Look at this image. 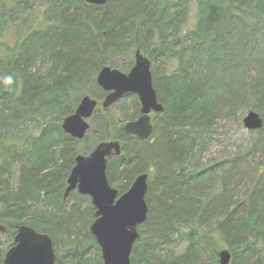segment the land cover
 Returning a JSON list of instances; mask_svg holds the SVG:
<instances>
[{"label":"trees","instance_id":"trees-1","mask_svg":"<svg viewBox=\"0 0 264 264\" xmlns=\"http://www.w3.org/2000/svg\"><path fill=\"white\" fill-rule=\"evenodd\" d=\"M170 10L168 0H108L103 7L84 0H0V224L10 237L5 249L0 244V263L17 228L27 225L53 239L56 264H101L89 228L81 239L73 232L76 221L87 226V215L77 205L65 212L67 200L84 199L73 192L63 201L62 195L74 158L87 149L81 147L85 137L70 138L61 122L81 97L105 96L95 83L101 68L114 69L115 59L139 51L150 64L162 59L150 70L163 112L151 137L141 142L125 135L123 124L103 110L96 144L118 140L121 145V155L107 161V182L119 195L125 193L133 175L144 173L151 160L141 153L150 154L158 144L166 145L167 165L175 163L180 172L168 177L162 195L169 203L167 213L159 214L162 231L152 237L147 223L139 227L131 264H218L214 235L230 252V264H264V141L253 139L218 166L183 167L193 145L185 134H208L222 112L228 118L254 111L263 120L256 133L264 131V0H196L192 30L180 28V8ZM133 62L121 66V72L127 73ZM9 74L14 83L6 87L2 78ZM89 84L92 92L86 91ZM134 103L139 107L136 98ZM128 140L139 148L131 150ZM258 151L262 161L253 176L246 182L243 174L237 179L242 159ZM158 162L154 158V165ZM138 165L143 166L135 171ZM237 187L240 200L235 199ZM40 204L47 213L37 214ZM150 206L147 218L153 220ZM190 221L214 222L215 227L180 237L176 225ZM166 232L187 245L178 252ZM92 249L95 257H90Z\"/></svg>","mask_w":264,"mask_h":264},{"label":"water","instance_id":"water-1","mask_svg":"<svg viewBox=\"0 0 264 264\" xmlns=\"http://www.w3.org/2000/svg\"><path fill=\"white\" fill-rule=\"evenodd\" d=\"M85 4L103 7L108 0H84ZM134 65L127 74L109 67H103L96 76V85L107 95L101 107L107 110L123 97L134 95L139 102V117L124 124L123 133L139 141L151 137L153 125L151 114L160 115L163 107L158 103L152 85L150 61L139 51L134 53ZM97 102L88 96L80 99L74 112L61 122V130L70 138L81 141L89 130L91 118ZM246 131L262 129L263 120L254 111L242 118ZM121 155L117 140L99 142L88 155H77L74 166L66 179L62 199L65 201L76 191L88 197L95 209V220L89 227L100 250L102 264H131L130 257L134 243L140 238L138 228L148 214L145 201L148 175H137L129 189L122 195L111 188L106 178L108 158ZM7 228L0 224V234ZM218 264H230L231 254L220 250ZM53 244L48 235L37 233L27 225L19 226L13 237V245L6 251L2 264H55Z\"/></svg>","mask_w":264,"mask_h":264},{"label":"rangeland","instance_id":"rangeland-1","mask_svg":"<svg viewBox=\"0 0 264 264\" xmlns=\"http://www.w3.org/2000/svg\"><path fill=\"white\" fill-rule=\"evenodd\" d=\"M185 0H168L169 2V8L170 13L176 12V10H179L176 17L181 20L180 28H185L187 30H192L194 21H195V14H196V0H188L186 5H181L180 2H184ZM45 4H49L47 1ZM179 6V7H178ZM262 34L264 35V30L262 31ZM152 45L156 47L157 43L154 41L152 42ZM3 50V49H2ZM1 51V47H0ZM133 61V56L129 54L121 55L119 58L115 59L114 65L115 70H118L121 72L120 67L123 65H126L128 61ZM162 59H155L153 60V63L151 64V70L154 67H160L161 66ZM40 63H36L35 67L38 68ZM150 70V71H151ZM127 74V73H124ZM152 76V74H151ZM93 85L89 84L86 86V91L92 92L93 90H89ZM89 95V94H88ZM91 98L95 99L98 102L96 112L88 120V124L90 126L89 132L86 134L84 143L81 147H85L87 150L82 152V155H87L92 148H94V145L97 142L98 137V125L100 120L106 116V113L101 108V102L103 101V96L96 92V94L89 95ZM136 97L133 95H128L123 97L120 101H118L116 104L111 106L108 111L110 114L114 116L116 119V123L118 125L124 124L126 121L125 118L127 117H134L137 118V111H139V107L135 106L134 99ZM248 110H245L244 112H239L236 117H224V113H220L218 119L214 123V127L212 130L204 135H195V134H185L186 136L190 137V139L193 140V145L191 148L190 153L188 154V158L186 159L185 164L183 167L190 171L196 164L197 167H210V166H218L220 164H223L226 161H230L233 159V157L237 154L239 149L247 145L249 142L254 140H262L264 141V131L262 133H256V132H249L246 131L242 125V118L246 115ZM152 123H157V115L152 114ZM261 134V135H259ZM159 135V130L156 128L154 129L153 137L154 139H157ZM128 144L130 145L131 150L132 149H138L139 145L135 144L133 140H128ZM82 149V148H81ZM134 152L126 153L125 156L130 157ZM81 154V153H80ZM168 154L166 151V145L158 144L157 146L151 148L150 154H144L141 153L142 159L148 161L150 157L149 164H147L146 169L144 173L146 172L148 174V180H147V192L145 195V201L148 207V214L149 217V211H150V205H152V217H155L153 220H150L147 218L145 224L146 228L149 230L152 237L157 236L156 234L160 231H162L163 226L161 221L158 220L159 214L167 213L168 209V200L166 199L167 196L162 197L163 193H165L166 190H164L167 186V182L169 181V176H176L179 174V166L175 163L169 162V166L167 165L164 158H168ZM154 158L158 159V165H154ZM114 158L111 159L113 161ZM242 165L239 169V177L241 181V174H243L242 180L244 182L249 181V179L253 176V169L261 163L262 161V154L258 151L253 153L252 155L245 156L242 159ZM143 165L136 166L135 171H139V169ZM142 173V171L138 172L137 174ZM137 174H134L131 178V183L134 180L135 176ZM163 177H166L164 182L160 181ZM235 177H237V173L235 174ZM123 183V182H122ZM120 182L119 184L122 185ZM130 187V186H129ZM114 188V187H112ZM115 189V188H114ZM243 189V188H242ZM77 193L75 192V195ZM235 199L240 200L242 199V190L241 188L237 187L234 190ZM79 196V195H78ZM81 197V196H80ZM84 199L78 200L77 198H70L67 200L65 204V212L69 213L71 212V208L74 205H77L78 211L80 213L86 214V219L88 220V224H86L83 221H76L73 224V232L77 235L79 239H81L82 235L85 234V230L89 228L91 222H93V217H91V210L93 207L90 204V199L88 197H83ZM161 198V199H158ZM168 198V197H167ZM158 199V200H157ZM151 203V204H150ZM186 206V205H185ZM95 212V211H94ZM47 213V209L44 207V205L40 204L37 208V214ZM215 223L209 222V223H201L198 224V222H180L176 225V229L178 233L181 235L180 237H184L183 235L189 234L192 232V230H198L199 234L201 231L211 230L214 229ZM175 234V233H174ZM165 235V234H164ZM167 239L170 241H175V245H177L178 252L182 250L187 243L184 242L183 238H179L178 235H167ZM163 237V234L162 236ZM52 239V238H51ZM151 238H146L147 242H149ZM53 241V239H52ZM3 249L7 247V245L10 243V237L9 235H0V244H3ZM145 241L141 243L140 246H143ZM149 243H153V240H150ZM212 249L219 252L220 250L226 249V247L218 241L217 236H213V241L211 243ZM142 248V247H141ZM140 248V249H141ZM163 248V247H162ZM207 255L210 257L209 250L207 249ZM55 256L57 257V253L55 252ZM96 251L92 249L90 251V257H95ZM1 264V263H0Z\"/></svg>","mask_w":264,"mask_h":264},{"label":"clouds","instance_id":"clouds-1","mask_svg":"<svg viewBox=\"0 0 264 264\" xmlns=\"http://www.w3.org/2000/svg\"><path fill=\"white\" fill-rule=\"evenodd\" d=\"M2 83L6 87H10L14 83V77L12 75H6L2 78Z\"/></svg>","mask_w":264,"mask_h":264},{"label":"flooded vegetation","instance_id":"flooded-vegetation-1","mask_svg":"<svg viewBox=\"0 0 264 264\" xmlns=\"http://www.w3.org/2000/svg\"><path fill=\"white\" fill-rule=\"evenodd\" d=\"M139 114V113H138Z\"/></svg>","mask_w":264,"mask_h":264}]
</instances>
